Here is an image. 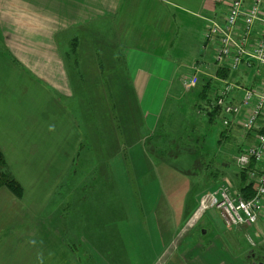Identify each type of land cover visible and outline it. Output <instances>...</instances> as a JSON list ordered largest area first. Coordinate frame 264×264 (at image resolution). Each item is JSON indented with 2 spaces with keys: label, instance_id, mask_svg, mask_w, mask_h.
Returning a JSON list of instances; mask_svg holds the SVG:
<instances>
[{
  "label": "crops",
  "instance_id": "1",
  "mask_svg": "<svg viewBox=\"0 0 264 264\" xmlns=\"http://www.w3.org/2000/svg\"><path fill=\"white\" fill-rule=\"evenodd\" d=\"M226 2L227 11L228 0H225ZM221 3L222 0H0V148L7 161L11 153L9 147L13 144L21 145L22 156L19 159L21 162L41 160L35 155L24 153L23 145L28 146L34 141L23 134V131L29 130L30 125L24 124L28 126L26 129L19 127L21 113L24 114L26 110L29 112V105L35 102L33 97H29V85L41 87L43 94L48 90L70 101L76 98L75 94L86 90L85 109L82 112L73 111L76 120L74 123L79 127L82 113L85 117H89L87 120L90 123L100 114L101 128L103 130L116 128L118 144L122 147L118 149L119 155L113 156L117 158L114 159L117 163L115 175L118 177L117 185L120 193L122 191L121 194H125L126 188L131 193L132 205L126 207V211L129 210L130 213L131 209L132 218L127 216L125 220L118 222L119 228L114 223L110 225L116 230L114 233L117 236L116 241L119 242L121 237L124 238L125 234L128 236V233H131L141 252L143 248L152 247L150 244L152 242L160 248V253L151 259L149 255L141 253L138 257V251L129 242L133 250L128 244L132 254L125 258L127 257L131 263L136 264L138 261L142 264H158V262L160 264H258L261 262V260L256 261L259 256L257 254L254 256L253 248L263 247L262 241L261 244L253 245L249 242L244 245L242 242L244 234L243 236L238 233L222 235L221 230L217 232L212 224L203 226L205 215L197 227L187 230L184 228L189 214L198 206L203 193L215 189L224 182V179L231 180L244 195L242 187L245 186V182L238 180L244 175L243 172L234 171L236 175L234 181L231 177L221 175L217 181L219 178L223 180L216 186L209 187L210 181H213L212 185L216 184L217 181L212 179L215 175H219V167L218 164L214 165L208 161L205 166L204 157L202 156L201 159L199 156V168L206 175L207 187L199 190L192 188L191 197L195 196V203H192L191 198L186 202L183 196L182 206L183 192L179 183L174 187L178 193L177 191L170 194L162 193V187L166 186V183L163 182L165 174L160 168L165 169V172L168 170L166 162L171 159L166 156L168 148L188 149L187 143L192 136L186 138L185 144L179 142L181 138L184 140L183 130L186 129L187 124L190 130L205 127L204 130L202 129L205 131L216 124L217 119H221L220 110L214 107L213 102L215 96L212 92L215 87L219 89L223 87L225 81L234 78L238 80L235 83L242 86L250 85L254 80V71L245 65L241 66L245 68L243 76H238L240 67L239 70L231 71V74L224 79L225 76L218 75L217 66H209L207 54L201 55V51L204 53V50L211 48L205 46L201 40L205 25L207 27V20H219L224 15L216 10L217 5ZM113 30L118 38L108 37V33ZM85 33L92 34L93 39ZM77 34L84 39L80 48L81 54L77 53L79 48ZM115 40H119L120 44L114 42ZM70 47L74 50V58L80 56L75 61L76 67H81L80 70L73 65L74 58L73 60L65 58L68 57L67 50ZM84 64L88 67L87 71ZM119 66L125 69L124 79L126 75L130 77L136 98L135 105L131 107L125 97L126 108L123 110L119 109V102L114 99L115 94L109 90V85H118L116 87L122 91L124 80L123 76L117 75L116 67ZM71 70L73 75H70ZM196 74L201 80L198 86L185 88L183 79ZM101 87H105L106 90H99ZM78 88L80 91L77 90ZM195 90L198 91L197 96L195 92L188 95L189 110L180 113V105L186 98L181 99L180 95H187ZM108 98V101L103 102V99ZM50 100L55 101L56 98L51 97ZM169 102L172 104L168 105ZM191 109L192 112L194 110V116H191ZM191 123L194 125L191 126ZM175 125L181 127V134H177L174 130ZM231 129L239 133L238 154H240V148L243 146L242 131L239 127ZM202 134L205 136L203 132ZM228 134L224 132L222 139ZM12 136L16 137V141H12ZM112 138H114L113 134H111ZM77 145L78 143L75 142L74 146ZM124 149L127 155L126 162L132 161L133 165L128 168L124 166L129 170L121 173L120 162L123 160L120 155ZM169 155L171 156L170 153ZM184 156L185 154L180 152V157L177 159L182 161ZM69 159L70 161L76 159V154ZM152 160L156 162L154 170L149 171V167L145 164L140 170L135 168L138 161L148 163ZM197 162L195 160L193 166L194 175L197 171ZM225 162H222L223 168L229 170L230 166H226ZM233 164L236 167L235 160ZM70 166L69 170H71ZM11 170L13 172L11 176L20 181L22 195L19 196L18 192L7 186L0 187V264H93L92 243L88 242L86 236H80L82 244L78 252L75 233L70 239L65 232L64 225L71 226V223L74 225L73 217L63 218L60 215L52 219L42 216L47 206L45 195L50 192L42 186L44 176L40 181L44 169L32 185L24 180V175L28 173L27 169H21L19 172ZM177 170L179 177L189 176V170L183 168ZM185 173L187 175L184 176ZM64 179L65 174L61 176V172H57L56 179L52 183L57 188L53 186L52 196L62 186L61 180ZM126 180L131 185L127 186ZM120 185L125 186V189ZM28 192L43 196L39 199H30ZM197 192L202 193L201 196L197 195ZM124 198L123 196V200ZM172 202L174 204L180 202V206H175L176 210H173ZM68 204H71V196L68 197ZM35 205H38L39 210H43L35 219L36 225L43 226L47 222V225L56 226L55 235H45L42 229L29 234L28 229L23 228L27 227L29 220L33 218L31 210ZM160 210H171L175 218L161 222L158 219ZM124 222L126 228L121 226ZM147 224L155 235L148 237L145 235ZM225 226L228 229L232 228L227 224ZM250 227L253 225L235 228L245 232L246 228ZM254 227L259 226L254 225ZM192 232L195 235L189 236ZM176 238L178 242L176 247H173ZM61 245L68 249V258L64 260L60 259ZM194 246L196 248H193ZM80 254L87 257V263L78 260ZM71 255L77 256V259L72 257L74 260L72 261ZM105 259L99 257L98 264H111ZM97 262L95 259L96 264Z\"/></svg>",
  "mask_w": 264,
  "mask_h": 264
},
{
  "label": "rangeland",
  "instance_id": "2",
  "mask_svg": "<svg viewBox=\"0 0 264 264\" xmlns=\"http://www.w3.org/2000/svg\"><path fill=\"white\" fill-rule=\"evenodd\" d=\"M226 4L227 2L225 3V0H222V3L217 5L216 10L218 9L217 11L220 14L221 13L225 14ZM85 34L90 35V38L93 39L92 34L90 33H85ZM76 36H77V40L79 41L78 44L79 48L77 50V53L81 54L82 50L80 48L82 43H84V39L83 38L81 39L78 34ZM108 37L118 38V36L115 35L114 30L108 33ZM114 42L119 43V40H115ZM67 51L69 52V54L68 57L65 58H69L70 60H73L74 50L72 49V47L68 48ZM203 54L204 55L207 54V58H209L210 61L209 66L212 65L216 66V64H214L215 63L214 50L212 47L208 48L207 50H204V53L203 51H201V55ZM79 58L80 56L79 57L75 56L74 60L72 61L73 65L78 70H80L81 67L80 66L76 67L75 61H77ZM67 63L70 64V62ZM84 67L87 71L88 67L85 64ZM71 68L74 67L71 66ZM116 68L118 70L117 75L123 76L125 74V69L123 68V66H119ZM213 71L211 72V74H213ZM244 72H245V68L241 67L238 72V76L239 75L243 76ZM70 73H71L70 75H73L72 70L70 71ZM197 76L200 80L199 75ZM129 78L130 77L128 75L125 76V79L123 76L124 85L122 91H120L121 90L120 88L116 87L118 85L115 86L109 85V90L111 91V93L115 94L114 99L117 100L116 101L117 103L119 102L118 107L121 110L126 108V104L124 103L125 97H126V101L131 107H133V105H135L136 103V98L135 95L133 94V89ZM223 78L226 79L227 77H223ZM231 81L238 82L236 78H234ZM177 83L179 84V82ZM244 85L248 86V84H244ZM29 88H30L29 97H33L32 99H34L35 102L29 105L28 107L29 112L27 110L23 112L24 114L20 112L21 116L19 118V127L26 129L28 126L24 124L30 125L29 130L23 131V134L26 138L34 142H31L30 145L28 146L23 145L24 146L23 151L26 155L27 154L35 155L39 157V159L41 160L30 163L21 162L19 160L22 156V154L20 153L22 151V149L20 148L21 145L13 144L9 147L11 148L9 161H7L5 157V161L7 162L4 163L0 162V173L11 175L13 173L11 169L16 170V172H19V170L21 169L23 170L27 169L28 173L24 175L25 178L24 180H27V182H29V184L32 185L33 181L36 182V177H38V175H41V171L42 169H44L40 181H42L44 176V181L42 182V186L45 187V190H49L50 192L49 194L45 195V203L47 206L44 212L42 213V216H44L45 218H52V219L54 217H59L60 215L63 218L73 217L74 225L72 223L71 226L67 224L64 225V227L66 228L65 232L70 237V239H72L75 233L77 239L76 251L78 252H80L81 244H82V242L80 241V236L83 235L86 236L88 242L92 243L93 264H96L95 259L97 262V259L99 257L100 258L102 257L103 259L106 258L105 260H108L111 264H134L131 263L127 259V257L125 258V256L132 254V252L129 250V246H128L129 242H131L135 250L138 251V257L140 256V253L149 255L150 259L155 257L156 254L160 253L159 252L160 248L156 247L154 245V242L150 243L152 247H150L149 249L143 248L141 252L136 242H134L131 233H128L130 241L128 240L127 234H125L124 235L125 239L121 237L119 242H117L116 241L117 236L114 234L116 230L110 227V225L113 223L117 226V223L120 222L121 220H125L127 216H130L132 218L131 209H130V213L129 210H127L128 213L126 211V207L132 205L131 193L128 192L127 188L125 189V186L123 185L120 186L123 189H125L124 190L125 194H121L122 191L120 193L117 185L118 177L115 175L117 170V166H116L117 163L116 161H114V159L117 157V155H119L118 149L122 148L118 144V134L116 132V128L113 130H107V129L103 130L101 128L102 125L100 120V114H98V116L96 115L93 119V122L90 123L87 120V118L89 117H85L83 115L84 113H82V117H81L82 121L80 122L79 127L76 126V124L74 123L75 117L73 111L82 112L85 109L84 103L86 102L85 99L86 90H82L83 93L75 94L76 98L73 101H70V99L58 97L56 94L48 90H46L45 93L43 94L41 87H35L29 85ZM101 89L106 90L105 87H101L99 90ZM77 90L80 91L79 88ZM117 90H119V92ZM193 92H195L196 96L198 95V91L196 90L192 91L187 95L186 94L180 95L181 99L186 97L180 105V113L185 112L186 109L189 110L187 104L190 101L189 98L190 96L188 95L192 94ZM212 95L213 96L216 95V92H214V90L212 92ZM35 96L37 98H35ZM51 97H55L56 100L51 101L50 100ZM109 98L103 99V102L104 100L108 101ZM169 104L171 105L172 102H169L168 105ZM25 106L27 108V105ZM169 107L170 106H168V109ZM194 115L195 113L193 110L191 116ZM195 122H197V120ZM193 125L194 124L191 123V126ZM203 128L197 127L196 129L191 128L190 130V126L187 124L186 129L183 130L184 140H182L181 138L179 142L182 141L183 144H185L187 142L186 138L188 136H192V138L189 140V143H187L188 149L183 147H180L179 150L176 149L175 147L168 148V153L166 156L171 158L168 160L169 162H166V164H168L167 167L168 170L167 172H165V169L160 168V171L165 174L163 176V182L166 183L165 184L166 186L162 187V193L170 194L171 192H176V191L178 193V190L175 189L174 187L177 183H179L181 191L183 192V195H181V202L184 196L186 202L188 201L189 198H191L192 203H195V196H193V198L191 197L192 188L195 187L194 189L199 190L201 188L207 187L206 175L204 172L202 173L201 168H199L200 167L199 156L201 157V159L202 156L204 157L205 166L207 165L206 161L211 162L214 165L218 164L217 166L219 167L218 177L221 175L225 177L228 176L231 177L233 181L236 178L234 171H238V170L234 166L233 161L238 155V141H239L238 131L225 127L221 119H217L216 124L208 128L207 130L203 131L204 130ZM174 130L177 132V134L182 133L181 127H178L177 125L174 126ZM187 130H190V132H187ZM202 132L205 134V136L202 134ZM224 132H228L229 134L225 136L226 137L225 139H222L223 138L222 134L224 135ZM111 134L114 135V138L112 139H111ZM12 137H13L12 141H16V137L15 136ZM75 142L78 143L77 147L74 146ZM124 151L125 149L121 151L122 153L120 155V157L123 160V162H120L122 167L121 173H124V171L129 170L124 168V166L128 168L129 166L132 167L133 165L132 161L126 162L127 155L126 153H124ZM180 152H183L185 154V156L183 157L184 160L182 161L177 159L178 157H180ZM169 153L171 154V156L169 155ZM75 154H76V159L70 161L69 158L72 159V157ZM195 160L198 161L196 163V169H197L196 175H194V170H193ZM222 162H225L226 166H230L229 170L225 169V167L223 168ZM144 164L147 165L149 167V171H151L154 170L156 162L155 160L149 161L148 163H145L144 161L141 162L138 161L136 162L137 166L135 168L140 170ZM69 166L71 167V170H69ZM182 168L190 171V173H188L189 176L187 177L178 176L179 171L177 169H182ZM64 170L66 171L64 172ZM57 172H61V176H64L65 174V179L61 180L63 181L62 186L59 188L58 191L55 192L56 194L52 196V193L54 192L53 186H55V189L57 188L55 184H52L56 179ZM71 174L73 175L71 176ZM185 175L187 174L185 173L184 176ZM222 180L223 178L221 179L219 178V181ZM238 180L243 181L241 177H239ZM131 181L133 182L132 178ZM168 181L172 183V186H170L171 183ZM219 181H217L215 185H212L213 181H210V184L208 183L209 187L210 185L213 187L216 186ZM18 182L20 183L19 180ZM126 185L128 186L131 184L129 183V181L126 180ZM236 189L239 190V188L237 187ZM196 194L201 196L202 193L197 192ZM27 195L30 199L33 198L39 199L43 196L40 194H34L30 192H28ZM122 195L126 199L124 198L123 200ZM69 196H71L70 205L68 204ZM175 206H180V202L178 204H174V202H172L171 209L176 210ZM182 206H183V202H182ZM196 208L197 207H195V209L193 208L194 210L189 214L188 216L189 218L194 214ZM42 211L43 210L38 209V205H35L31 210V212L33 213V218L29 220L28 226L23 228H27L29 234L36 233L37 229L40 230L42 229L45 235H55L54 230L57 228L56 226L47 225L46 224L47 222L43 226H40L38 224L36 225L35 219L38 218V213L41 214ZM30 217H32L31 214ZM172 218H175V214H172L171 210H160V216L158 219L161 222L162 221L166 222L168 220L171 221ZM202 222H204L203 226H208L209 224L214 225L215 230L217 232H220L221 230L222 235L223 234L227 235L229 233L230 234L238 233L243 236L244 234L245 237H242V242L244 245H247L249 242L252 243L253 245L254 243L261 244L260 243L261 241L262 243H264V223H260L262 224L261 227L260 225L259 227H254L253 225V227L246 228L245 232L238 231L235 227L228 229L225 226L224 220L221 218L220 213L215 209L208 211L205 214V218ZM125 223L126 222L121 224V226H123L124 228L127 227ZM135 225L138 226L137 224ZM117 227L119 228V226ZM7 229H9V227H7ZM121 229L124 230L122 227ZM138 229L140 231L139 227ZM145 230H147V233H145L147 237L155 235L151 230L149 224L146 225ZM185 230H187V228H185ZM165 231L166 230H164V232ZM192 235H195V233L192 232L189 236ZM177 242H178V238H176L173 241L172 246L176 247ZM50 244L58 245L57 243H51V242ZM132 245H130V249L133 250V248L131 247ZM193 248H196V246H194ZM60 251H61V257H60L61 260L68 258L67 248L61 245ZM253 251L255 252V253L253 252L254 256L256 254L259 256L256 259V261L261 260V262L264 263V258H263L264 256H262L264 251V246L263 247L255 246V248H253ZM136 256L137 254H135V257ZM72 257H76L77 259V256L71 255L72 261H74ZM79 257L80 258H78V260L81 259L83 262L87 263V257L83 256L82 254H80ZM122 260H124V262ZM136 264H142V262L139 263L137 261ZM158 264H160V262H158Z\"/></svg>",
  "mask_w": 264,
  "mask_h": 264
},
{
  "label": "built area",
  "instance_id": "3",
  "mask_svg": "<svg viewBox=\"0 0 264 264\" xmlns=\"http://www.w3.org/2000/svg\"><path fill=\"white\" fill-rule=\"evenodd\" d=\"M207 21L201 40L213 48L215 62L230 70L245 65L254 71L248 86L225 81L214 102L224 126L242 131L243 146L235 164L247 175L246 187L252 186V195L244 197L231 180L224 179L219 187L203 193L188 227L210 209L220 211L229 226H259L264 223V0H228L223 20ZM198 81L196 75L183 79L187 89Z\"/></svg>",
  "mask_w": 264,
  "mask_h": 264
},
{
  "label": "trees",
  "instance_id": "4",
  "mask_svg": "<svg viewBox=\"0 0 264 264\" xmlns=\"http://www.w3.org/2000/svg\"><path fill=\"white\" fill-rule=\"evenodd\" d=\"M221 69L222 68H219L218 75L220 74V76L227 77L228 75L231 74L230 70H229L230 71V73H229L228 69H226V70H221ZM215 90H216V87H215ZM207 99H208V97H207ZM0 162H2V163L7 162V161H5V156H4V153H3L1 148H0ZM218 174H219V172H218ZM241 178L246 183L245 180H247V175H243ZM217 179H218V176L215 175L212 180L217 181ZM1 186H7L10 189H12L14 192H18L19 196L22 195V191H20L22 189L21 184L14 177H12L10 174L8 175V174L0 173V187ZM246 188H248V191H246ZM242 190L245 192L244 197H250L252 195V186H248V187L243 186Z\"/></svg>",
  "mask_w": 264,
  "mask_h": 264
},
{
  "label": "water",
  "instance_id": "5",
  "mask_svg": "<svg viewBox=\"0 0 264 264\" xmlns=\"http://www.w3.org/2000/svg\"><path fill=\"white\" fill-rule=\"evenodd\" d=\"M205 231L203 230V233H204Z\"/></svg>",
  "mask_w": 264,
  "mask_h": 264
}]
</instances>
